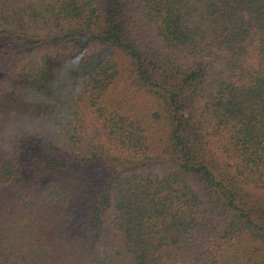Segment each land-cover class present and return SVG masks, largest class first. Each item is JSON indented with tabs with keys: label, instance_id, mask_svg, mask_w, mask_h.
Returning <instances> with one entry per match:
<instances>
[{
	"label": "trees",
	"instance_id": "obj_1",
	"mask_svg": "<svg viewBox=\"0 0 264 264\" xmlns=\"http://www.w3.org/2000/svg\"><path fill=\"white\" fill-rule=\"evenodd\" d=\"M76 50L65 143L0 152V264H264V0H0V119Z\"/></svg>",
	"mask_w": 264,
	"mask_h": 264
},
{
	"label": "clouds",
	"instance_id": "obj_2",
	"mask_svg": "<svg viewBox=\"0 0 264 264\" xmlns=\"http://www.w3.org/2000/svg\"><path fill=\"white\" fill-rule=\"evenodd\" d=\"M90 71L91 62L76 50L54 70L45 89L25 88L23 110L0 119V152L12 153L25 141L62 146L76 126L77 101L86 91Z\"/></svg>",
	"mask_w": 264,
	"mask_h": 264
}]
</instances>
